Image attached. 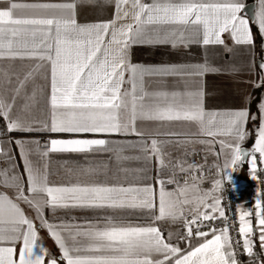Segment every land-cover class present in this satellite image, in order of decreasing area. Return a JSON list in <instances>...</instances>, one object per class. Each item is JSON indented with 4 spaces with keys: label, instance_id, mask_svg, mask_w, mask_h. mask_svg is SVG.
Segmentation results:
<instances>
[{
    "label": "snow or ice",
    "instance_id": "snow-or-ice-1",
    "mask_svg": "<svg viewBox=\"0 0 264 264\" xmlns=\"http://www.w3.org/2000/svg\"><path fill=\"white\" fill-rule=\"evenodd\" d=\"M96 2L0 0V5H5L0 7V61L10 62L7 67L0 64V118L5 120L7 132L136 135L139 141L127 147L138 148L142 155L122 156L123 147H120L116 159L147 162L156 159L162 170L169 167L162 145L172 141L158 140L155 136L179 134L157 132L145 139L137 123L193 122L198 125L200 135L233 138L234 143L219 140L218 155L225 149L232 153L224 169L238 165L242 157H250V173L256 179L258 158L264 170V97L257 106L260 122L255 143L251 151L243 150L241 143L249 135L246 123L257 119L247 107L227 112L206 111L204 92L199 88L185 91L147 88L146 78L161 82L167 77L198 79L219 69L207 63L133 64L130 50L138 44L173 48L197 44L223 46L231 51L222 38L225 33L235 45L251 46L254 37L250 22L264 36V0H260L259 10L251 21L241 15L245 8L241 0H103L105 5H114L112 19L79 23L77 5ZM16 61L21 62L18 70ZM259 68L260 82L255 87L264 84V61ZM250 102L246 97L245 104ZM198 142L212 145L214 140ZM5 143L0 140V162L5 165L0 167V188L12 190L14 196L0 191V264H240L234 249L239 248L241 241L233 243L227 226L218 230L205 224L226 219L221 200L213 195L221 187L222 179L215 180L212 189L205 192L200 187L203 177L192 175L191 184L187 180L181 184L175 171L168 179L158 178L157 214L154 211L157 192L153 185L143 182L150 179L147 175H138L136 183L127 185L104 182L50 185L47 162L50 153L109 152L113 151L110 140L52 139L41 145L39 140L16 139L24 175L18 171L15 155L4 147ZM32 155L40 158L41 166L34 164ZM185 164L186 161H177L172 167L184 173L201 168L195 163L186 167ZM169 184H175V189L168 191ZM21 203L35 211L40 227L46 228L58 245L59 257L38 243V229L33 219L25 215ZM45 208L53 215L58 209L68 208L143 210L149 223H133L112 216L86 225L55 223L45 218ZM185 211L190 218L185 216ZM253 216L264 251L261 199L255 200L254 210L241 211L239 215L238 234L243 237V250L249 257L254 255ZM165 219L183 220L186 232L179 239L188 243V249L182 250L178 244L171 243L172 233L166 242L161 230L154 226ZM204 227L209 230H201ZM209 235L211 239L192 247L193 237Z\"/></svg>",
    "mask_w": 264,
    "mask_h": 264
},
{
    "label": "crops",
    "instance_id": "crops-1",
    "mask_svg": "<svg viewBox=\"0 0 264 264\" xmlns=\"http://www.w3.org/2000/svg\"><path fill=\"white\" fill-rule=\"evenodd\" d=\"M31 2V0H27ZM51 2H59V0H51ZM245 7L249 3L255 4V10H259V4L256 0L248 1L241 0ZM5 5H0L4 7ZM77 20L79 23L90 22H102L108 21L114 16V5H105L103 0H97L96 3H82L78 4L76 8ZM242 16H247L245 8L241 12ZM249 18V17H248ZM250 19V18H249ZM251 21V20H250ZM250 28L253 33V45H235L234 41L230 38L229 34H223L228 48L231 51H226L223 46H203L193 44L190 47H178L173 48L171 45H133L130 50L131 63L144 66H159V65H194L207 63L211 67L219 69V72L207 73L198 79H179L176 77H167L162 82L153 78L147 79L148 90H155L160 88H166L167 90L185 91L201 89L204 92L203 103L206 111H218L227 112L231 110H240L247 107L250 111V115L257 116L255 121L249 119L246 123V131L249 135L241 143L242 149L251 151L255 139L256 130L259 126V112L258 103L262 97H264V84L260 87H255L256 83L260 82L261 70L259 64L264 61V36L259 33L258 26L250 22ZM260 40V43H259ZM9 61H0V64L7 67ZM20 61L15 62V69H19ZM25 63H28L25 61ZM38 83H44L42 80H38ZM127 87V85H125ZM257 88H262V97L256 104V108H253L252 98ZM250 99V104H245V98ZM38 115V114H37ZM42 118V117H41ZM137 128L145 133V139H148V135L155 133H178L177 136H155L158 140H170L171 143L162 145L163 151L166 153L165 161L169 164V167L161 170V178L168 179L173 171L176 173V179L183 184L181 177L183 174H194L198 178L203 177V182L200 183V187L206 192L212 189L213 179H208L212 176L210 173L212 170H199V172H187L182 173L178 168L172 166L177 161H186L187 164H191L192 161L185 160L179 155L190 146L191 143H178L177 141H191L198 142L200 140H214L209 148L219 146L220 139H226L229 142L235 141L231 137H207L199 134V128L196 123L193 122H172L162 124L159 122H138ZM0 140L5 141L4 147L10 149L15 155V162L18 166V171L24 175L23 160L19 154V149L15 145L16 139L27 140H39L41 145L47 144L52 139H75V138H103L110 140L112 143L109 145L113 151L101 152V153H75V152H56L50 153L47 158L48 162V180L50 185H70V184H86L95 182L104 183H120L131 184L137 182V176L147 175L150 179L143 181L145 183L153 185L157 192L156 199V213L158 214V189L159 184L157 182L158 177L155 176L154 166L151 162L135 159L129 160H117L116 155L120 147H123V151L120 153L122 156L133 157L142 155L138 148L127 147L129 144L137 143L139 137L136 135H98V134H69V133H52L48 131H39L31 133H23L19 131L7 132L6 122L3 118H0ZM11 141V144L7 143ZM150 143V141H149ZM171 152L176 155H171ZM219 153V150H218ZM213 155L209 164H215L219 162L230 163L232 153L230 150L225 149L223 153ZM34 164L39 167L42 164L40 158L36 155L30 157ZM249 157L246 161V165L243 166L241 161L236 166L229 167L227 176L229 180L237 185V205L240 211L254 210V197H255V179L252 178L250 173V165L248 163ZM185 164V167L187 166ZM5 165L0 162V167ZM213 168V167H212ZM95 169V171H91ZM146 170L145 172L137 173L135 170ZM182 173V174H181ZM199 183V180L196 181ZM193 181H189V184ZM175 184L166 185L168 191L174 190ZM25 188H27L26 175H25ZM0 191H6L10 196H14V192L9 189L0 188ZM222 193V187L213 195L220 199ZM27 194V193H26ZM203 193H201L202 195ZM211 202V200H209ZM21 208L24 210L25 215L33 219L38 229V243H42L52 254L59 257L60 251L55 240L49 235L46 228L40 227V221L37 220L36 213L33 209L29 208L26 204L21 203ZM190 207V206H189ZM189 213L185 211V216ZM44 216L50 222L59 223L60 221H66L69 223H76L80 225H86L89 222L95 223L97 220L102 219L105 216H112L117 219L123 218L126 221L133 223L148 224L149 220L146 218L147 213L143 210H112V209H82V208H68L58 209L53 215L52 211L48 208L44 209ZM253 222V237L252 239L259 242V230L256 226L254 216ZM154 226H157L164 236L166 242L169 233H172V240L170 241L174 245L178 244L182 250L188 249L189 245L186 241L179 239L184 235L186 229L184 228L183 220H177L173 222L170 219L158 221ZM211 235L206 238L193 237L191 239L192 247L198 246L204 241V239H211ZM17 251L20 247L18 244ZM34 251H38L35 250ZM158 258V257H154ZM66 264V262H61ZM241 264V263H240ZM264 264V263H263Z\"/></svg>",
    "mask_w": 264,
    "mask_h": 264
},
{
    "label": "built area",
    "instance_id": "built-area-1",
    "mask_svg": "<svg viewBox=\"0 0 264 264\" xmlns=\"http://www.w3.org/2000/svg\"><path fill=\"white\" fill-rule=\"evenodd\" d=\"M250 160V157H249ZM194 175L190 174H183L181 179L183 182L185 180L192 181L191 176ZM255 197H254V209H255V200L261 199L264 202V170H261V166L259 165V158H258V170L257 176L255 179ZM237 185L232 181H225L222 193H221V207H223L226 215L225 218H218L212 221H206V225H211L216 229H222L223 227L227 226L229 228V235L232 238L233 243L236 240H240L241 244L239 248H235L237 258L241 264H263L264 263V251L261 249V245L259 242L253 240L254 248L252 257H249L246 252L243 250V237L238 234L239 229V215L240 209L237 205ZM218 215V214H217ZM190 218V216L188 215ZM255 218V217H254ZM256 221V220H255ZM203 231H208L207 227L202 228Z\"/></svg>",
    "mask_w": 264,
    "mask_h": 264
},
{
    "label": "rangeland",
    "instance_id": "rangeland-1",
    "mask_svg": "<svg viewBox=\"0 0 264 264\" xmlns=\"http://www.w3.org/2000/svg\"><path fill=\"white\" fill-rule=\"evenodd\" d=\"M256 2L259 4V7H260V0H256ZM190 143H191L190 146L192 147L186 148V150L182 152V155H179V156L181 158H184L185 160H189V161L191 160L192 163H195L196 165L201 166L202 170H205V169L212 170L210 172L212 176L208 179H213V184L215 180L222 179L221 187L223 189L225 181L229 180L227 176V171L224 169L225 163L224 162H219L215 164L208 163V161L209 162L211 161V158L213 157V155H216L218 153L219 148L218 147L209 148L208 144H201L199 142H190ZM175 153H179V152H173V153L171 152V155L173 156L176 155L177 157H179ZM152 165L154 166V171L156 172L155 176H157L158 178H161V169H159L157 160L156 162L153 160ZM202 170L200 169L201 172ZM196 172H199V171H196ZM196 172L194 173L196 174ZM217 191L218 189L216 190V192Z\"/></svg>",
    "mask_w": 264,
    "mask_h": 264
},
{
    "label": "water",
    "instance_id": "water-1",
    "mask_svg": "<svg viewBox=\"0 0 264 264\" xmlns=\"http://www.w3.org/2000/svg\"><path fill=\"white\" fill-rule=\"evenodd\" d=\"M254 10H255V4L254 3H249L246 7H245V13L247 14V16L251 18L254 16ZM243 150H247V149H243ZM249 151V150H248ZM248 157H242V162L246 163Z\"/></svg>",
    "mask_w": 264,
    "mask_h": 264
},
{
    "label": "trees",
    "instance_id": "trees-1",
    "mask_svg": "<svg viewBox=\"0 0 264 264\" xmlns=\"http://www.w3.org/2000/svg\"><path fill=\"white\" fill-rule=\"evenodd\" d=\"M248 1H253V0H248ZM259 43H260V40H259ZM261 97H262V88H257L252 98L253 108H256V104L260 100ZM245 165L246 163L243 164V166Z\"/></svg>",
    "mask_w": 264,
    "mask_h": 264
}]
</instances>
